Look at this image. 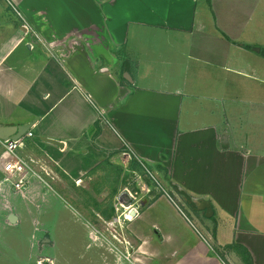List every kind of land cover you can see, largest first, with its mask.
Instances as JSON below:
<instances>
[{
  "label": "crops",
  "instance_id": "crops-1",
  "mask_svg": "<svg viewBox=\"0 0 264 264\" xmlns=\"http://www.w3.org/2000/svg\"><path fill=\"white\" fill-rule=\"evenodd\" d=\"M0 1L35 35L1 60L34 55L0 71V126L35 121L27 141L74 181L117 156L163 168L194 223L161 196L129 225L157 264H264V0Z\"/></svg>",
  "mask_w": 264,
  "mask_h": 264
},
{
  "label": "rangeland",
  "instance_id": "rangeland-1",
  "mask_svg": "<svg viewBox=\"0 0 264 264\" xmlns=\"http://www.w3.org/2000/svg\"><path fill=\"white\" fill-rule=\"evenodd\" d=\"M205 3L207 0H199V8L206 6ZM10 5V14L0 25V62L9 53L10 40L17 34L22 38L20 28L31 32L25 37L31 47L35 37L31 20L27 23L22 19L25 10L12 2ZM26 53L21 49L8 62H1L0 71L8 74L15 67L24 68L28 64L26 59L32 61L34 56ZM27 142L21 155L45 161L54 174L50 177L35 168L42 180L32 183L34 195L23 198L4 183L0 173V264H157L160 253L141 250L142 242L131 236L129 225L142 224L137 218L161 196L175 202L194 223L189 212L192 209L186 205L189 210L186 211L182 207L185 200L178 198L167 174L152 172V177L144 165H125L115 156L118 159L114 163L107 160L89 178H81L82 182L78 183L79 180L67 177ZM10 215L16 216L15 224L10 223ZM160 238L155 239L156 244ZM221 256L223 263L236 264L235 257Z\"/></svg>",
  "mask_w": 264,
  "mask_h": 264
},
{
  "label": "built area",
  "instance_id": "built-area-1",
  "mask_svg": "<svg viewBox=\"0 0 264 264\" xmlns=\"http://www.w3.org/2000/svg\"><path fill=\"white\" fill-rule=\"evenodd\" d=\"M32 138L33 134L29 131L24 137L18 140L13 141L9 139L2 141L3 151L0 156V166L4 177V183L10 185V187H12L14 191L17 194H20L23 198H28L34 195V184L32 183H36V179L42 180V177L37 174L35 168H40L50 177L54 174L53 170L50 169L45 161L29 157L27 158L21 155L26 140ZM146 171L149 175L154 177V174L151 171H148L147 169ZM54 179H56V177ZM81 182L82 180L78 181V183ZM2 185L4 184L2 183ZM130 209L129 212L131 213Z\"/></svg>",
  "mask_w": 264,
  "mask_h": 264
},
{
  "label": "water",
  "instance_id": "water-1",
  "mask_svg": "<svg viewBox=\"0 0 264 264\" xmlns=\"http://www.w3.org/2000/svg\"><path fill=\"white\" fill-rule=\"evenodd\" d=\"M35 125V121L22 126H0V139L5 140H18L22 137H24ZM50 144L60 146L61 144L57 141L48 140L47 141ZM209 211V210H208ZM9 221L12 224H15L17 222V218L15 215L9 216Z\"/></svg>",
  "mask_w": 264,
  "mask_h": 264
},
{
  "label": "trees",
  "instance_id": "trees-1",
  "mask_svg": "<svg viewBox=\"0 0 264 264\" xmlns=\"http://www.w3.org/2000/svg\"><path fill=\"white\" fill-rule=\"evenodd\" d=\"M134 161H136V160L134 159ZM136 163H137V161H136ZM159 170L163 171L165 175L167 174L163 168H159ZM242 258H243V261L245 262V264H253L251 261V257L249 256V253L246 250H244Z\"/></svg>",
  "mask_w": 264,
  "mask_h": 264
},
{
  "label": "bare ground",
  "instance_id": "bare-ground-1",
  "mask_svg": "<svg viewBox=\"0 0 264 264\" xmlns=\"http://www.w3.org/2000/svg\"><path fill=\"white\" fill-rule=\"evenodd\" d=\"M133 217V215L131 214V218Z\"/></svg>",
  "mask_w": 264,
  "mask_h": 264
},
{
  "label": "clouds",
  "instance_id": "clouds-1",
  "mask_svg": "<svg viewBox=\"0 0 264 264\" xmlns=\"http://www.w3.org/2000/svg\"><path fill=\"white\" fill-rule=\"evenodd\" d=\"M31 131V130H30Z\"/></svg>",
  "mask_w": 264,
  "mask_h": 264
}]
</instances>
